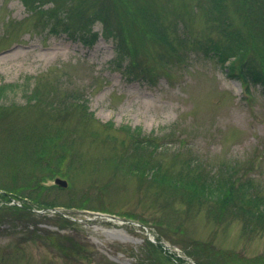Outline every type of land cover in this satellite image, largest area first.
I'll return each mask as SVG.
<instances>
[{"label":"rangeland","instance_id":"1","mask_svg":"<svg viewBox=\"0 0 264 264\" xmlns=\"http://www.w3.org/2000/svg\"><path fill=\"white\" fill-rule=\"evenodd\" d=\"M144 1L161 12L174 10L170 19L179 22L182 30L176 28L173 35L183 39L182 33L186 38L187 46L176 41V54L183 58H176L175 63L167 62L164 55L153 54L150 59L158 72L167 67L174 76L172 81L160 75L156 84H150L149 77L142 75L130 82L120 69L111 66L130 60H115L114 39L101 35L94 46H86L66 34L51 33L49 26L28 16L21 0H0V83H21L0 98V193L7 192L14 201L22 193L11 183L12 167L18 166L33 182L43 173H48L47 177L60 175L68 184L46 188L43 194L61 210L71 212L77 222L63 228L49 212L52 218L39 220L38 229L59 230L78 243L87 242L81 254L73 248L68 258L39 242L31 217H5L0 221V264H141V255L158 260L161 249L162 254L178 255L175 250L186 256L189 247L200 250L204 259L215 258L207 251L214 252L217 247L237 255L264 253L261 231L247 230L237 217L218 221L208 203L188 206L178 193L170 194L166 184L148 180L119 161L127 156L135 159L138 154L129 149L127 132L118 126L139 125L162 144L156 149L152 143L142 155L161 160L163 170L171 174L170 169L179 172L189 158L197 161L203 173L235 165L236 174L252 175L264 185V94L258 90L260 86L253 88L252 94L246 93L241 81L229 77L221 62L206 56L197 40H191L202 38L205 20L206 27L217 26L209 18L205 2ZM231 1L234 9L241 7L239 0ZM196 3L201 4L198 9ZM187 10L193 15L192 33L176 17L177 11ZM254 14L259 16V11ZM254 20L258 25L253 22L255 34L264 35V22ZM243 24V17L237 15L235 26ZM94 28L102 31V22L97 21ZM140 30L137 25L131 31L130 42L131 35L140 34ZM139 37L141 45L151 50L167 49L144 33ZM29 75L35 77L28 81ZM37 75L43 76L41 82H36ZM26 89L35 90L37 100L28 101ZM67 90L86 96L95 116L80 107L63 111ZM7 111L11 113L3 114ZM59 131L61 141L56 138ZM44 136H48L45 141ZM1 196L0 204L6 202ZM110 213L144 218L151 229L148 232L144 226ZM161 238L174 250L159 247ZM208 242L216 245L208 246Z\"/></svg>","mask_w":264,"mask_h":264},{"label":"trees","instance_id":"2","mask_svg":"<svg viewBox=\"0 0 264 264\" xmlns=\"http://www.w3.org/2000/svg\"><path fill=\"white\" fill-rule=\"evenodd\" d=\"M27 10L28 16L37 18V21L43 26H49L51 33H65L69 38L80 41L86 46L92 47L98 40L99 31L94 29L97 21L103 24L102 34L105 37L113 38L116 44V57L122 58L115 60L120 62L126 57H129L128 63L117 64L115 67L124 72L130 80L142 78V75H147L151 83H156L160 75H166L170 79L174 76L166 67L163 71L158 72L154 63H150L153 54H157L160 58L166 56L167 62L175 63L178 58L176 42L178 39L185 44V36L182 33L179 35L183 38L175 37L173 34L176 28L182 30L179 22L170 19V15L174 10L160 11L156 7L150 6L144 0H21ZM203 5L208 7L209 18L217 23L206 27V20L203 24L200 34L202 38L194 37L192 41L199 44V49L206 56L213 57L221 62L227 70V74L231 77L239 78L247 86V93L251 91L252 86H261V91L264 94V35L262 33L255 34L254 25L257 22L254 18H260L264 22V0H239L241 7L233 8L231 0H202ZM52 3V4H50ZM44 8V5H48ZM201 6L196 3V9ZM259 11V16L257 10ZM237 15L243 17L244 24L235 26L237 23ZM192 13L187 10L186 13L177 11L176 17H179L190 28L192 33V25L190 19ZM213 21V22H214ZM40 25V24H37ZM140 25V34H132L133 42H130V33L136 26ZM258 26V25H257ZM256 26V27H257ZM213 30H216L214 32ZM148 35V39L153 42H159L165 48H155L151 50L148 46L141 45V34ZM187 33L189 31L187 30ZM199 34V35H200ZM188 40V39H187ZM157 50V51H156ZM156 51V52H155ZM184 53V52H183ZM257 57V58H256ZM177 58V59H176ZM185 58V57H184ZM150 63V64H149ZM161 73V74H160ZM159 74V75H158ZM43 77V76H42ZM41 75H37L36 82H41ZM29 79L32 77L28 76ZM21 83L4 82L0 84V98L5 97L8 92L16 90ZM25 90V89H24ZM27 100L33 102L37 100V94L33 89H26ZM68 91V90H67ZM67 101H71L70 105H66ZM1 104V103H0ZM80 107L82 110L88 111L86 99L77 91H68L65 98L62 100L61 108L63 111H71L70 109ZM7 111L3 114H9ZM112 124V123H110ZM121 130L127 132V142L129 149L137 153V158L133 159L127 156L125 160L120 159V162L125 161L128 168H136L148 180H153L157 183L166 184L170 194L178 193V196L184 200L188 206L200 203H208L210 213L220 221L225 216L240 218L243 221L244 227L247 230L261 231L264 234V185L255 180L252 175L236 174L233 165L226 170L223 167L209 170L203 173L198 168L195 159H185V166L181 167L179 172L174 169L169 173L168 169L163 170L161 160H152L148 156H143L146 153L149 145L158 149L162 146L161 143L155 141L153 133H144L140 126L131 127L124 124L119 126ZM118 130V127H114ZM48 136H44V140ZM56 138L61 141L62 133H56ZM125 138L121 140V144L125 143ZM118 143L115 147L117 148ZM126 152V147L124 148ZM252 166V165H251ZM12 167L9 171L11 182L20 199L21 204L10 203L11 196L7 192L0 193L2 198L5 197L6 202L0 204V221L5 217L12 218L13 215L18 217H29L33 223L34 234L39 237V242L51 249L54 248L65 257L71 256V251L76 248V252L81 254L87 248V242L78 243L71 234L44 228L38 229L39 220L51 219L47 213H38L33 210V206L37 208H51L58 205L55 201H49L48 195L43 194V191L49 187L42 183V180L49 175L48 173L40 174L35 182L24 174L19 168ZM17 168V169H15ZM226 168V167H225ZM218 169V170H217ZM199 173L196 174L195 172ZM21 172V175L19 173ZM177 173V174H176ZM12 188V187H11ZM27 189V192H26ZM25 197V199L23 198ZM79 207V205H75ZM189 208L186 207L185 211ZM102 210V209H101ZM122 215L135 218L130 213H122ZM33 216L40 217L35 219ZM54 216L60 225L65 228L71 226L73 219L62 214L54 213ZM139 221L151 226L144 218H138ZM77 235L82 237L79 229L75 230ZM73 231V232H75ZM152 245L154 243L150 242ZM208 246H215L212 242L206 243ZM160 247V244H159ZM228 249L217 247L214 252L207 251L210 255H215V258L204 259L200 256L201 251L196 248H185V253L191 256L196 264H264V253H259L253 256L237 255L236 252L227 251ZM163 253L161 249H159ZM159 255L158 260L145 258L141 255V264H191L182 257H173L171 254ZM90 254V251H88ZM227 255L228 258L220 259L219 256Z\"/></svg>","mask_w":264,"mask_h":264},{"label":"water","instance_id":"3","mask_svg":"<svg viewBox=\"0 0 264 264\" xmlns=\"http://www.w3.org/2000/svg\"><path fill=\"white\" fill-rule=\"evenodd\" d=\"M55 182L65 186L67 184V181L64 179V178H61V177H56L55 178Z\"/></svg>","mask_w":264,"mask_h":264}]
</instances>
